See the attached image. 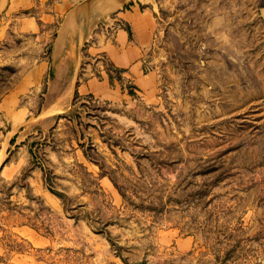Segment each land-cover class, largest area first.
<instances>
[{
	"label": "rangeland",
	"instance_id": "rangeland-1",
	"mask_svg": "<svg viewBox=\"0 0 264 264\" xmlns=\"http://www.w3.org/2000/svg\"><path fill=\"white\" fill-rule=\"evenodd\" d=\"M137 2L149 80L119 100L56 96L61 18L0 45V264H264V0Z\"/></svg>",
	"mask_w": 264,
	"mask_h": 264
},
{
	"label": "crops",
	"instance_id": "crops-1",
	"mask_svg": "<svg viewBox=\"0 0 264 264\" xmlns=\"http://www.w3.org/2000/svg\"><path fill=\"white\" fill-rule=\"evenodd\" d=\"M131 2L132 0L112 13L113 16L106 27L88 44L87 51L89 55L95 56L94 62L89 63L86 60L87 55L83 50L86 59L82 62L78 79L77 46L73 45L71 38V44H67L65 41L67 35L62 39L56 51L59 56L58 62L51 77L54 84L57 85L58 82L65 84L57 97L71 98L75 79H77L75 94L102 100L121 99L125 94L123 80L136 85L149 80L143 64L146 51L153 41L156 18L152 12L142 9L138 2L135 4ZM67 3L66 0H0V45L5 44L14 33H23L35 35L33 41L37 42L36 49L42 50L48 41H51L50 29L61 18L59 31L68 11L76 5L68 7ZM34 7L37 12L31 11ZM57 37L58 32L52 41L53 45ZM54 52L55 49L52 48V62ZM49 61L50 59L41 58L35 67L29 70L27 68L25 71L27 80L29 77L42 76L47 72Z\"/></svg>",
	"mask_w": 264,
	"mask_h": 264
},
{
	"label": "water",
	"instance_id": "water-1",
	"mask_svg": "<svg viewBox=\"0 0 264 264\" xmlns=\"http://www.w3.org/2000/svg\"><path fill=\"white\" fill-rule=\"evenodd\" d=\"M130 0H82L72 7L61 24L58 31V37L52 48L55 49L54 59L52 62V74L55 71L58 62L57 48L61 44L62 39L71 31L75 37L70 36L73 45L77 46V63L76 74L78 79V72L81 68L82 62L85 59L83 47L89 35L99 22L104 21L107 16L123 8ZM77 79L74 80L72 97L76 92Z\"/></svg>",
	"mask_w": 264,
	"mask_h": 264
},
{
	"label": "bare ground",
	"instance_id": "bare-ground-1",
	"mask_svg": "<svg viewBox=\"0 0 264 264\" xmlns=\"http://www.w3.org/2000/svg\"><path fill=\"white\" fill-rule=\"evenodd\" d=\"M109 16H111V14L109 15ZM109 16H107V17H109ZM73 36V37H75V34L71 31L66 37H65V41L67 42V44L69 45V44H71L70 43V36Z\"/></svg>",
	"mask_w": 264,
	"mask_h": 264
}]
</instances>
